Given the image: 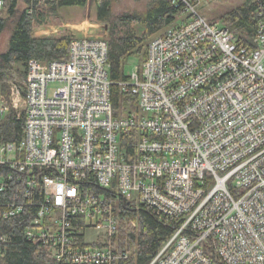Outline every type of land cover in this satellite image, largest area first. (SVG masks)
Listing matches in <instances>:
<instances>
[{
	"label": "built area",
	"instance_id": "obj_1",
	"mask_svg": "<svg viewBox=\"0 0 264 264\" xmlns=\"http://www.w3.org/2000/svg\"><path fill=\"white\" fill-rule=\"evenodd\" d=\"M171 1L181 21L118 84L136 99L125 115L114 112L105 36L71 39L66 61L31 60L24 87L12 88L25 128L20 142L0 141V193L17 181L29 205L41 196L26 237L59 262L127 258L114 246L124 201L181 222L150 264H264V0L252 47L198 13L206 0ZM2 100L1 117L10 107ZM128 132L137 137L133 159ZM89 175L102 194L84 187ZM23 209L0 201V222ZM78 217L85 223L74 226ZM9 241L0 239V257Z\"/></svg>",
	"mask_w": 264,
	"mask_h": 264
},
{
	"label": "trees",
	"instance_id": "obj_2",
	"mask_svg": "<svg viewBox=\"0 0 264 264\" xmlns=\"http://www.w3.org/2000/svg\"><path fill=\"white\" fill-rule=\"evenodd\" d=\"M20 2L21 0H5L3 9L0 10V37L7 31L10 33L7 51L0 53V95L10 106L0 120L2 143L20 142L25 128V116L19 117L10 101V83L14 81L15 75L19 74L21 81L26 80L31 60L66 61L70 56L69 37L36 38V26L45 24L51 16L57 15L60 8L86 5L82 0L46 3L26 0L25 7L21 8ZM97 3L98 22L110 25L107 42L109 76L113 83L112 104L115 115L122 116L128 108L136 106V99L124 93L118 86L120 82L128 79L125 75L128 57L138 55L144 62L151 40L176 23L182 16L183 9L177 8L171 0H151L144 13H122L114 16V0ZM259 20V5L256 0H246L222 16V24L235 34L238 44L248 47L254 46ZM137 28L142 29L140 34L137 33ZM123 141L129 159H133L137 137L133 132H128L123 136ZM5 171L6 168L0 166V175ZM84 187L95 194L103 193L90 175L84 182ZM10 198L15 199L24 209L20 216L0 222V239L4 236L10 237L5 245L4 255L0 257V264H66L55 260L50 250L41 243L32 242L26 237L27 227L35 219L42 204L41 196L35 194L36 203L29 205L25 198L24 184L13 181L5 192L0 193V201H9ZM118 208V214L123 221L114 246L117 252L127 254V258L115 264H150L181 224L178 220L168 221L144 207L137 208L124 201L119 202ZM129 219L137 221L136 228L124 222ZM84 223L79 217L72 221L74 226ZM206 253H210L208 248Z\"/></svg>",
	"mask_w": 264,
	"mask_h": 264
},
{
	"label": "rangeland",
	"instance_id": "obj_3",
	"mask_svg": "<svg viewBox=\"0 0 264 264\" xmlns=\"http://www.w3.org/2000/svg\"><path fill=\"white\" fill-rule=\"evenodd\" d=\"M246 0H206L201 6L197 8L198 13L206 17L210 22L222 23V16L231 9L242 5ZM151 0H114L112 13L118 16L122 13H144L150 4ZM98 3L90 1L84 7L68 6L60 8L57 15L51 16L45 24L36 26L34 36L36 38L42 37H69L74 39L76 37H106L108 38L110 25L109 23H100L97 20ZM20 7H25V2H20ZM181 18L177 22L181 21ZM142 32L141 28H137V33ZM9 31L5 32L0 37V53H5L8 48ZM143 63V59L138 55L128 57L125 66V75L131 76L132 73ZM26 80L21 81L20 75H15L14 81L10 83L11 94L13 86L24 87ZM50 87H57L52 85ZM11 98V96H10ZM3 100L0 95V109L2 108ZM0 115V120H1ZM127 224L137 227L135 219L124 221ZM98 236L97 231H90L86 236L88 243H92Z\"/></svg>",
	"mask_w": 264,
	"mask_h": 264
}]
</instances>
